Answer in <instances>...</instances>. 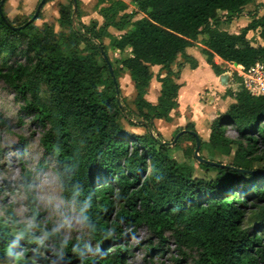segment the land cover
Returning <instances> with one entry per match:
<instances>
[{
  "label": "trees",
  "instance_id": "trees-1",
  "mask_svg": "<svg viewBox=\"0 0 264 264\" xmlns=\"http://www.w3.org/2000/svg\"><path fill=\"white\" fill-rule=\"evenodd\" d=\"M68 1L60 5L59 32L54 25L28 24L35 14L16 25L4 6L0 13V81L41 130L40 144L55 164L64 201L80 216L81 201L90 200L85 238L69 240L66 259L58 260L129 264L128 237L146 227L158 240L149 241L148 253H168L172 240L180 255L176 264H264V95L242 86L212 123L208 140L200 138L199 154L209 163L198 165L214 178L195 176L196 137L185 132L176 140L182 131L196 133L194 124L177 131L172 143L156 131L157 122L173 121L185 64L174 67L201 35L208 37L203 54L217 76L224 70L216 57L246 70L264 65V14L250 13L240 34L222 28L256 0H133L137 10L131 13L124 0H97L104 21L91 26L82 23L80 0L74 24L75 3ZM139 13L144 17L136 20ZM251 33L258 34V46L251 44ZM109 49L119 56L111 62L114 76L104 58ZM155 67L157 104L146 99ZM123 73L134 86L133 110L125 97L118 98ZM137 127L144 133L131 131ZM229 128L236 139L228 136ZM183 142L192 145L182 149ZM176 149L185 161L173 156ZM233 154L230 164L217 161ZM76 188L82 189L79 199L73 198ZM23 227L12 210L0 215V261L47 263L33 258L38 243L30 232L18 238ZM50 237L60 249L65 240ZM84 244L90 246L84 257L71 252ZM10 245L14 253L28 250L10 258Z\"/></svg>",
  "mask_w": 264,
  "mask_h": 264
},
{
  "label": "rangeland",
  "instance_id": "rangeland-1",
  "mask_svg": "<svg viewBox=\"0 0 264 264\" xmlns=\"http://www.w3.org/2000/svg\"><path fill=\"white\" fill-rule=\"evenodd\" d=\"M124 1L128 6L127 13L137 10L133 0ZM41 2L42 0H6L4 11L12 22L20 25L36 13ZM80 2L82 23L86 26H91L94 22L103 23L104 19L100 8L97 7V0H80ZM61 4L67 5L69 1L47 0L40 12L41 17L35 21V24L37 26H42L43 24L54 25L56 31L59 32L61 30L58 24ZM254 10L255 6H248L241 17L233 23L228 24L223 21L222 28L231 34H240L251 21V17L248 16ZM143 17L144 15L139 13L136 20ZM111 32L115 36L121 34L114 29H111ZM207 38L206 35H201L196 46L189 50L190 54L178 60L174 70H178L179 64H186L187 70H191L190 64L196 63L204 66L207 62V57L203 54V49H205ZM249 39L253 46L260 44L257 33H251ZM109 43L110 41L107 40L106 44L109 45ZM118 57L116 52L109 49L108 58L110 62L115 61ZM215 62L224 70V73L218 76L221 78V82L218 84L211 82L208 86L199 88L195 94L197 109H194L190 104V106L186 107V110L182 108V112H176L172 122H158L156 131L165 141L173 142L177 131L184 129L189 123L190 115L195 116L194 110L200 117L199 122H197L199 129L204 137H207V129H209L211 123L235 102V98L231 94L237 93L242 88V81L239 76L240 67L216 58ZM153 71L154 87L152 90H157L160 85L157 80L159 68L156 67ZM223 78L226 79L225 82H223ZM193 79L194 77H189L190 82ZM119 83L121 98L125 97L129 102L128 107L133 110L131 100L134 99L135 90L129 75L123 73ZM32 121L29 115L21 112L20 103L16 100V93L8 89L0 81V215L12 210L20 225H32L30 233L36 240L44 239L46 232L59 234L62 240L67 241L83 239L86 235L85 227L82 223L77 222L79 215L75 209L62 198L55 164L41 146L39 140L41 130ZM227 134L232 139L238 137V133L233 128H229ZM23 144H25L24 149H22ZM191 145V142H183L181 146L184 149ZM182 149H176L173 152V156L179 161L186 160ZM204 154L207 156V153ZM233 157L234 154L230 157H219L217 161L222 164H230L233 162ZM192 162L196 168V177H215L216 174L207 173L199 167L197 158L192 160ZM27 173H31L30 178H28ZM69 222L71 227L68 226ZM150 240L158 243V240L149 233L146 227L139 228L135 235L128 237V246L132 249V257L129 259V264H176L175 259L180 258V255L172 240L169 241L168 248L170 251L168 253H155L153 256L146 249ZM36 248L31 249L35 255L33 258L36 259L40 256L47 260V263L40 261L37 264H63L57 258L56 253L60 249L56 247L54 238L49 236L44 239L43 244L38 243ZM27 250L28 248L23 246L16 253L24 257ZM0 264L17 263L14 259L10 262L0 261ZM182 264H193V262L190 259L189 262Z\"/></svg>",
  "mask_w": 264,
  "mask_h": 264
},
{
  "label": "crops",
  "instance_id": "crops-1",
  "mask_svg": "<svg viewBox=\"0 0 264 264\" xmlns=\"http://www.w3.org/2000/svg\"><path fill=\"white\" fill-rule=\"evenodd\" d=\"M252 5L255 6V10L251 11L252 13L258 12L260 15L264 14V0H256L255 3L249 5V7ZM248 17H250V14ZM190 49H192V48H190ZM190 49H188V51H187L188 54H190L189 53ZM216 59L221 60L219 57H216ZM186 67L187 66L185 64L184 69L182 71L181 79L179 80V84L181 85V89L179 92V99H178L179 106H178L177 110H175L172 113V118H174L176 112H182V108L186 110V107L190 106V104H191V106L194 107V109L197 107L195 94H196V92H198L200 87L208 86V84L211 82H216L217 84L221 82V78H219L215 74V72L212 70V68L208 65L207 62L204 66L198 65V67L196 69H192L191 64H190L191 70L190 69L187 70ZM237 67H241V66H237ZM157 68H159V70H160V67H157ZM191 71H193V73H191ZM190 76L194 77L193 81H191V82L189 81ZM225 81H226V79L223 78V82H225ZM153 87H154V85H153V81H152L151 87L148 91L146 99L153 104H157L159 97H160L161 84L157 88L158 91L156 89L152 90ZM194 112H195V116L190 115L189 123L194 124L195 129L198 132V133L197 132L196 133L199 135L200 138H202L203 140H208L209 135H210L211 126L209 127V129H207V133H206L207 137H204L203 133H201V131L199 129V125L197 124V122H199L200 117L197 114L196 110H194ZM217 117H219V115ZM189 123H187V125ZM157 124H158V122H157ZM211 125H212V123H211ZM131 131L135 132V133H144V129L140 128V127L131 128ZM151 132H153V131H150V133ZM153 135H154V132H153Z\"/></svg>",
  "mask_w": 264,
  "mask_h": 264
},
{
  "label": "clouds",
  "instance_id": "clouds-1",
  "mask_svg": "<svg viewBox=\"0 0 264 264\" xmlns=\"http://www.w3.org/2000/svg\"><path fill=\"white\" fill-rule=\"evenodd\" d=\"M81 191L82 189L80 188H76L73 192V198L74 199H79L81 197ZM81 203L83 204V208L81 209V215L79 217H77V222L82 223V224H87L89 217L85 211V209H87L90 206V200L88 198H84ZM69 227H71V223L69 222L68 224ZM89 227H91L89 225ZM32 225L31 224H27L23 227V229L17 233L18 238H23L24 236H26L30 231H31ZM51 235V233H45L44 234V239H47L49 236ZM44 239H38L35 242L39 243V244H43L44 243ZM68 241L65 240L61 245H60V250L56 253L57 257L59 258V260L63 261L66 259V255H67V250H68ZM90 246L87 244H84L83 247L77 245V246H73L71 248V252L74 254H77L80 257H84L87 253H86V249H88ZM7 255L11 258L14 255H18L17 253H14V251L12 250V246L10 245L8 250H7Z\"/></svg>",
  "mask_w": 264,
  "mask_h": 264
},
{
  "label": "built area",
  "instance_id": "built-area-1",
  "mask_svg": "<svg viewBox=\"0 0 264 264\" xmlns=\"http://www.w3.org/2000/svg\"><path fill=\"white\" fill-rule=\"evenodd\" d=\"M239 76L242 81V86L253 96L264 95V65L257 66L246 70L240 67Z\"/></svg>",
  "mask_w": 264,
  "mask_h": 264
},
{
  "label": "water",
  "instance_id": "water-1",
  "mask_svg": "<svg viewBox=\"0 0 264 264\" xmlns=\"http://www.w3.org/2000/svg\"><path fill=\"white\" fill-rule=\"evenodd\" d=\"M5 1H6V0H2V1H1V4H0V13H1L2 16H4L3 6H4V4H5ZM46 1H47V0H42V2L40 3V5H39V7H38V9H37V11H36L34 17L28 22V24H31V23H33L34 21H36V19H37L38 16L40 15L41 10L43 9L44 4L46 3ZM74 3H75V7H74V24H75V23H76V22H75V17H76V15H77V11H78V2H77V0H74ZM25 26H26V25H25ZM25 26H23V27H21V28H24ZM16 29H19V27H17ZM102 51H103V53H104V50H102ZM104 58H105V60L107 61V64H108V66H109V68H110V71H111V74L114 76V71H113L112 64H111V62L109 61V58H108V56H107L105 53H104ZM234 65H235V66H239V65H237V64H234ZM117 87H118V86H117ZM119 95H120V94H118V98H119ZM118 101H119V100H118ZM185 132H187V133H189V134H191V135H193V136L196 137L197 148H196L195 155H196L197 160L200 161V162H208V161L204 160L203 158H201V156H200V154H199L200 147H201V141H200V137H199V135H198L197 133H195V132H191V131H182V132H180V133L177 135L176 140H177L180 136H182ZM151 134L153 135V132H151ZM176 140H175V142H176ZM208 163H209V162H208ZM211 164L214 165V166H215V165H219L218 163H211ZM220 166H221V165H220ZM261 174L264 175V172H261Z\"/></svg>",
  "mask_w": 264,
  "mask_h": 264
}]
</instances>
